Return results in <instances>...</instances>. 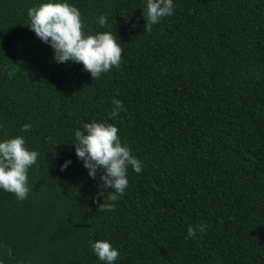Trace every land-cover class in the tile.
I'll list each match as a JSON object with an SVG mask.
<instances>
[{
    "label": "trees",
    "instance_id": "16d2710c",
    "mask_svg": "<svg viewBox=\"0 0 264 264\" xmlns=\"http://www.w3.org/2000/svg\"><path fill=\"white\" fill-rule=\"evenodd\" d=\"M69 2L86 33L117 36L118 67L94 79L54 62L27 25L39 0H0V139L39 153L27 198L0 189V254L104 264L90 242L107 239L115 264H264V0H174L149 33L145 0ZM113 98L126 111L113 116ZM91 120L115 124L142 162L116 201L75 155Z\"/></svg>",
    "mask_w": 264,
    "mask_h": 264
},
{
    "label": "clouds",
    "instance_id": "9594fccd",
    "mask_svg": "<svg viewBox=\"0 0 264 264\" xmlns=\"http://www.w3.org/2000/svg\"><path fill=\"white\" fill-rule=\"evenodd\" d=\"M145 3L142 15L146 20L145 31L149 33L153 25L173 14L174 0H145ZM27 16L30 30L52 49L54 62L81 63L94 79L113 66H119L122 47L117 36L110 30L86 33L80 10L69 0H39L37 5L27 9ZM95 19L101 28H107L105 14ZM112 105L113 116L126 111L119 99L113 98ZM21 128L28 130L31 124L25 123ZM118 132L115 124L97 120L83 122L74 129L75 155L82 160L91 179L97 178L98 170L102 171L100 181L112 189L108 201H116L124 194L129 166L137 173L142 170V162L132 154L128 144L122 142ZM38 155L36 150L26 146L23 136L0 139V189L13 193L17 200L27 198L30 191L28 171ZM71 163L70 158L65 160L60 171L66 170ZM100 207L112 208L114 204L103 202ZM198 228L201 232L206 230L205 225ZM195 231L191 225L187 229L189 236H194ZM90 248L104 264H115L119 257L118 248L107 239L91 241ZM0 264H31V261L14 258L9 248L5 254H0Z\"/></svg>",
    "mask_w": 264,
    "mask_h": 264
}]
</instances>
